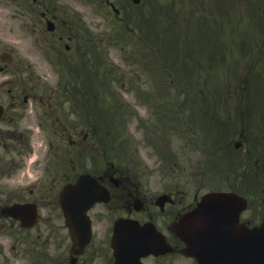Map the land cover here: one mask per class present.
<instances>
[{"label":"flooded vegetation","instance_id":"obj_1","mask_svg":"<svg viewBox=\"0 0 264 264\" xmlns=\"http://www.w3.org/2000/svg\"><path fill=\"white\" fill-rule=\"evenodd\" d=\"M11 2L15 14L8 19L12 21H16V15H40L34 30H40L51 63L61 57L62 46L69 54L75 51L74 44L80 51L95 43L90 29L81 28L80 0ZM103 34L108 36L105 31ZM8 52V48L2 52L0 47V264H26L31 259L34 264H200L184 252L185 244L174 232V225L207 193L223 191L225 177L204 170L134 172L112 167L98 172L91 125L81 128V124L65 118L64 105L70 102L71 94L64 91L66 85H28L25 80L32 77L23 75L22 67L2 63L3 53ZM247 115L249 123L236 120V139L241 144H235L236 191L230 190L249 201L241 220L253 227L261 222L256 214L264 209V98H254V107ZM139 128L142 144L174 147L155 159L178 158L175 127L141 123ZM190 130H184V137L193 143ZM83 131L88 132L83 135ZM36 132L41 141L34 145ZM200 137L203 149L208 144L207 135ZM192 146L179 145L185 150ZM85 174L96 178L108 195L87 211L92 237L80 251L73 249L60 194L66 185L76 183ZM18 204L36 207L38 220L33 227L3 213L5 208ZM119 219L126 220L129 241L117 255L112 238ZM145 224L150 225L146 231L139 227ZM148 247L153 250L143 251Z\"/></svg>","mask_w":264,"mask_h":264},{"label":"rangeland","instance_id":"obj_2","mask_svg":"<svg viewBox=\"0 0 264 264\" xmlns=\"http://www.w3.org/2000/svg\"><path fill=\"white\" fill-rule=\"evenodd\" d=\"M8 2L9 0H0L1 41L5 42L6 39L11 40L10 43L16 49V63H31L33 69L29 71V74L40 77L54 76L41 57L40 51L42 49L38 48L35 44L38 36L31 34L29 28L22 29L18 25L19 22L27 21V19L23 18L20 20L18 18L16 21L8 19V16H14V8L5 4ZM139 9H141L140 13L142 20H144L143 28H147L150 20L154 18L156 29L155 31L154 27H152L153 33H143L144 44L153 40L155 35H159V38L167 44L166 51H168V54L176 53L178 45L179 52H182L184 56L179 62L177 61L178 68L182 66L183 69L185 67L190 69L187 73L181 74L186 84L190 85L188 86L189 91H192L195 95L197 92L204 91L213 96L224 93H228L231 96L228 101H224L225 109L230 111L224 114V119L221 122L223 125H227L226 129L232 133L236 128V81H239V98L241 94L245 95L250 86L248 77L251 74L252 67L255 66V60H259L257 70L262 68L264 71V46L262 45L264 41V0H143V4ZM97 10L99 9L97 8ZM102 11L106 12L103 9ZM156 13L159 17L158 22L155 19ZM110 16L113 23L120 28L121 25L115 19L111 9ZM147 17L150 19L148 20ZM92 18L90 19L91 22ZM97 19H99L98 16ZM136 30L139 31L138 29ZM154 42L156 43V41ZM128 44L129 41L126 45H124V42H120V44H113L109 47V56L105 63L111 66L112 74L110 76H113L115 79L107 80V84L98 85L97 88H102V91H112L113 94L107 96L108 99L115 98L114 91H118L123 98L128 97L131 100L132 106L136 110L140 111L141 114H145L149 105L140 102V96H138L135 87L137 81L141 80L142 76H144L142 72L146 70V67L140 63H151L149 59L150 51L140 43L132 53H128L127 49H131ZM138 49H144L145 52L140 53L139 57L135 58L132 54ZM163 51V48L158 51L160 59H163ZM252 51L255 57L252 55ZM198 61L202 63H198ZM152 63H157L155 56ZM136 66L137 73L131 75L130 73H132V70L134 71ZM153 66L149 67V77L154 78V81H159V78L163 79L167 76L166 71L161 68L160 64ZM59 68L61 69L62 67ZM183 69L175 71L179 74ZM97 71L102 74V64L97 65ZM66 72L68 74L66 76L70 78L74 74L67 67ZM82 77H84V72L82 73ZM159 84L162 85L163 91H169L171 82L160 81ZM139 87L141 88V85ZM184 91H186V88H184ZM181 97L184 98V95H181ZM239 103L244 105L242 101ZM108 104L109 102H105L102 98L98 104V108L103 109ZM210 106L222 107L218 102H210ZM243 108L242 106L240 111ZM130 109L132 111V108ZM226 117H228V121ZM138 121L139 119L131 122L132 127H130V130L135 134L137 132L136 126L138 125ZM240 121V123H248L246 118ZM235 134L236 130L229 137L230 142L231 138L235 137ZM219 135L221 137L224 136L221 133ZM120 139L121 137L118 136V141ZM193 139L194 142L189 143L187 140L179 138L177 145L188 143L199 146L195 142L198 138L193 137ZM32 141L34 145L40 142V134L34 135ZM211 141L209 138L210 143ZM94 143L96 146L98 145L95 138ZM118 146L117 152L110 153L109 157L104 156L101 149L96 148V161L99 170L102 171L112 164L115 167L128 168L132 171L143 170L141 168L142 165L140 167L136 160L131 161L129 154H123L120 144ZM198 146L195 147L198 148ZM228 146L232 147L233 144H229ZM223 150H226V152H223V155L227 153L232 154V151L228 147ZM189 155L191 156L190 160L184 164L188 166V170L192 169L199 157H201L200 153H195L194 149L187 151V156ZM182 158L184 159L185 155H182ZM150 159L152 163L154 158ZM109 162L113 163L109 164ZM146 165L152 167L155 164L147 163ZM207 166L212 167L211 164H207ZM207 166L206 170H208ZM226 166L227 164H225Z\"/></svg>","mask_w":264,"mask_h":264},{"label":"water","instance_id":"obj_3","mask_svg":"<svg viewBox=\"0 0 264 264\" xmlns=\"http://www.w3.org/2000/svg\"><path fill=\"white\" fill-rule=\"evenodd\" d=\"M233 199V196L227 195H219V197L208 198L203 204L200 205L199 209L183 219L178 233L187 240V243L190 247V250H188L189 252H192L200 258L203 257L200 244H207L209 241L204 239L198 240L195 237L208 236L210 235V230L212 232H218V234H223L224 236H246L247 238L253 235L264 234V227L251 232H243L236 225H233L231 227L232 230H230L227 225L221 223L218 224L216 222L218 220H238L236 208L231 205V201ZM213 219L215 221L210 223V220ZM204 260L211 264L206 255Z\"/></svg>","mask_w":264,"mask_h":264}]
</instances>
